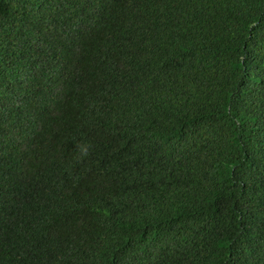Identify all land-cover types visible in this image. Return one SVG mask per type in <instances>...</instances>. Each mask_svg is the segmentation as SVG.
<instances>
[{
    "label": "trees",
    "instance_id": "obj_1",
    "mask_svg": "<svg viewBox=\"0 0 264 264\" xmlns=\"http://www.w3.org/2000/svg\"><path fill=\"white\" fill-rule=\"evenodd\" d=\"M0 264H264V0H0Z\"/></svg>",
    "mask_w": 264,
    "mask_h": 264
}]
</instances>
